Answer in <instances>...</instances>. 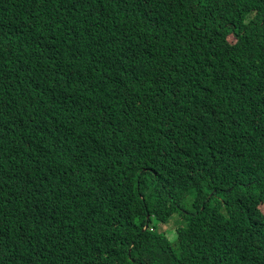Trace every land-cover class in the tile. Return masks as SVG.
<instances>
[{"label": "trees", "instance_id": "trees-1", "mask_svg": "<svg viewBox=\"0 0 264 264\" xmlns=\"http://www.w3.org/2000/svg\"><path fill=\"white\" fill-rule=\"evenodd\" d=\"M262 206L264 0H0V264H264Z\"/></svg>", "mask_w": 264, "mask_h": 264}, {"label": "clouds", "instance_id": "clouds-1", "mask_svg": "<svg viewBox=\"0 0 264 264\" xmlns=\"http://www.w3.org/2000/svg\"><path fill=\"white\" fill-rule=\"evenodd\" d=\"M147 167H144L142 169V171H146ZM144 199V195L141 196ZM152 218V215H148V219ZM170 219L167 222H161L159 224V229L161 231H164L166 233V235L168 236V238L171 241H175L176 239H178V237L180 236L181 232L187 230V228L192 224H194L195 220L194 219V213H176V214H172L171 217H169ZM156 222H158L155 219ZM155 221H153L152 218V222L148 223L145 227L144 230L146 229H150V231H155L156 228L154 227ZM170 229H173L172 231Z\"/></svg>", "mask_w": 264, "mask_h": 264}, {"label": "rangeland", "instance_id": "rangeland-1", "mask_svg": "<svg viewBox=\"0 0 264 264\" xmlns=\"http://www.w3.org/2000/svg\"><path fill=\"white\" fill-rule=\"evenodd\" d=\"M262 208H263V210H264V206H262ZM171 231L173 230V229H170Z\"/></svg>", "mask_w": 264, "mask_h": 264}]
</instances>
